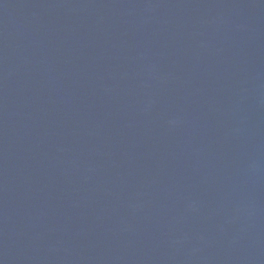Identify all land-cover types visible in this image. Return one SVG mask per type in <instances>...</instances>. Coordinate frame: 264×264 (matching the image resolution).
<instances>
[{
    "label": "water",
    "instance_id": "1",
    "mask_svg": "<svg viewBox=\"0 0 264 264\" xmlns=\"http://www.w3.org/2000/svg\"><path fill=\"white\" fill-rule=\"evenodd\" d=\"M0 264H264V0H0Z\"/></svg>",
    "mask_w": 264,
    "mask_h": 264
}]
</instances>
